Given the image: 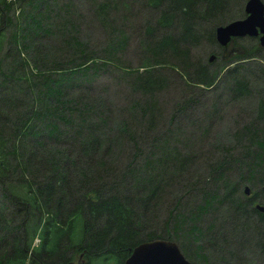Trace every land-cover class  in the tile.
Listing matches in <instances>:
<instances>
[{"label": "trees", "instance_id": "16d2710c", "mask_svg": "<svg viewBox=\"0 0 264 264\" xmlns=\"http://www.w3.org/2000/svg\"><path fill=\"white\" fill-rule=\"evenodd\" d=\"M229 1L143 0L155 22L146 25L140 41L142 64L129 70L123 60L128 0H89L106 31L98 54L75 35L74 0H0V264H124L135 246L156 238L174 241L192 264H205L208 247L231 254L228 236L215 230L222 205L233 224L254 216L263 230L264 214L226 179L239 168L241 180L256 181L264 195V133L254 122L239 131L237 154L233 146H221L224 157L210 170L215 186L199 188L187 208L178 209L177 202L162 228L154 227L157 203L178 185L191 159L178 147L180 126L154 133L157 98L169 86L164 71L176 73L197 94L217 88L215 70L193 63L190 48L201 38L214 46L212 30L201 24ZM262 55L254 51L249 58L255 63L243 70L253 79L260 73L255 79L264 86ZM112 70L117 83L139 96L128 106V120L116 124L93 84ZM251 78L233 69L224 80H231L227 88L234 97H242L251 92ZM196 103L184 100L176 111ZM256 109L261 121L264 96ZM149 132L151 144L143 153L139 141ZM128 150L121 177L118 163Z\"/></svg>", "mask_w": 264, "mask_h": 264}, {"label": "rangeland", "instance_id": "374dc122", "mask_svg": "<svg viewBox=\"0 0 264 264\" xmlns=\"http://www.w3.org/2000/svg\"><path fill=\"white\" fill-rule=\"evenodd\" d=\"M58 1L60 2V0ZM128 1L130 2V6L123 12L127 17L125 27L128 37L127 46L123 53V60L124 68L135 70L143 62L144 48L140 45V41L145 39L146 25L153 24L156 15L148 8L143 7V0ZM74 2L75 19L78 24V33L75 34L77 39L85 42L87 47L92 49V53H101L107 41L106 31L101 28L99 22L92 15L89 0H74ZM228 4V6L233 5L236 11L240 10L237 0H230ZM122 10L119 9V12L122 13ZM206 23L202 24L201 29L205 30L208 27L210 29L213 27L212 23ZM51 41H57V39L53 38ZM190 50L191 61L205 66L207 65L206 62L209 56L215 53L213 52L215 51V46L213 44L210 45L206 38H201V41L195 47L190 48ZM253 63L255 61H252L250 64L253 66ZM209 69H213L212 66ZM111 72L109 75H98L93 84L95 92H101L98 98L106 100L109 107L112 108L113 124H116L115 122L118 120L125 122L128 120V106L132 101L138 100L139 96L130 94L124 84L117 83L116 78L118 74L116 70H112ZM164 72L169 79V86L157 98L159 114L154 133L174 131L177 125L180 126V136L178 137L180 144L178 147L185 154L190 155L191 159L188 163V169L183 172L182 176L179 175L182 179L180 178L181 180L178 185L170 186L165 191L163 198L157 203L154 220V227L156 229L162 228L169 211L177 202H181L178 209L180 206L187 208L195 199H198L196 195L199 188L204 187L209 190L215 186L214 178L210 180V175L212 174L210 172L212 170L211 167L213 163L224 157L221 146H233L231 148L235 152L233 154L239 152L238 149L240 147L237 146V141L235 140L243 138L238 133L244 125L254 122L264 133V119L259 121L256 118L257 102L260 97L264 96L263 84L255 79L259 78L260 73L254 74L255 78L253 79L251 77L254 76H251L249 72H240L248 74L251 78L249 84L251 92L242 97H234L232 95L233 91L227 88L231 80H224L225 76H219L215 80L218 83L217 88H213L205 94H197L198 91L195 89L193 91L187 89L184 81L178 78L176 73L171 70ZM194 72L190 70L189 75H194ZM190 98H193L197 102L195 106L189 109L185 107L183 110L176 111L177 104ZM174 114H176V117L172 120ZM135 115L134 113L131 114V116L137 118L138 116ZM144 134L141 136L140 141L138 140L139 147L143 153L146 152L148 146L151 144L150 132ZM128 151L127 155L122 160L120 159L118 163V173L120 175L127 172L125 168L127 167L126 162L129 159L130 150ZM232 166L234 168V165ZM239 170L238 168L227 172V182L231 183L234 187L236 185L238 191L239 189L243 191L244 187H248L252 194L257 192L260 204L264 205V195L258 192L260 189L259 183L256 181L250 182L246 179L245 181L242 179V181ZM212 180L213 182L210 184ZM238 191L236 196H238ZM222 206V213L225 214L227 211V209L225 211V208L227 207ZM228 212L227 215H219V219L221 220L215 224V230H219L228 236L226 247L230 248L231 254L219 250L211 251L208 247L205 251L209 260L205 264H264V222L262 224L263 230H257L256 218L254 216L248 218L241 217L238 221L240 226H237V220L235 219L236 222L234 221L233 224L234 218L228 217ZM233 215L235 214H230V216ZM205 216L206 220L213 219L212 213ZM219 245L221 244L218 243ZM230 258L233 259L231 260Z\"/></svg>", "mask_w": 264, "mask_h": 264}, {"label": "flooded vegetation", "instance_id": "af4514ba", "mask_svg": "<svg viewBox=\"0 0 264 264\" xmlns=\"http://www.w3.org/2000/svg\"><path fill=\"white\" fill-rule=\"evenodd\" d=\"M249 0H240L239 1V11H236L233 5L217 7L215 11L214 17H207L203 21V23H209L213 25L212 30V40L214 41L215 52L213 55L214 58L207 59L206 64L210 67L212 66V71L215 70L217 77H223L227 74L228 70L238 69L239 74L248 76V74L240 73L243 72V67L247 64H250L253 59L249 58L254 51H260L264 54V46L261 45V37L263 36V31L260 27H255V32L252 33H242L230 36L228 38V42L224 45L219 44V41L216 37V29L221 26H225L231 22L238 20H245L250 13L247 11V2ZM264 6V0H261ZM237 9V8H236ZM205 12V9H203ZM264 12V10H263ZM264 15V13H263ZM210 21V22H209ZM202 23V24H203ZM206 23V24H207ZM201 24V25H202ZM201 41V39H200ZM256 47V48H254ZM263 56V55H262ZM243 57H247L242 59ZM238 58H241L240 60ZM263 58V57H262ZM242 186V185H241ZM264 186H262L263 189ZM240 190V189H239ZM264 190V189H263ZM243 198L246 199L252 208H254L257 212L263 213L256 208L257 204H260L258 200V194H252L251 190L249 194H245L244 189L242 191ZM261 205V204H260Z\"/></svg>", "mask_w": 264, "mask_h": 264}, {"label": "water", "instance_id": "95a60500", "mask_svg": "<svg viewBox=\"0 0 264 264\" xmlns=\"http://www.w3.org/2000/svg\"><path fill=\"white\" fill-rule=\"evenodd\" d=\"M264 6L261 0H249L247 11L250 15L245 20L231 22L216 29V37L219 44L224 45L228 38L242 33H254L258 26L263 31L261 45L264 46ZM211 55L210 58H214ZM264 189V187H263ZM250 189L244 187L245 194H249ZM256 208L264 212V205L257 204ZM124 264H192L180 251L178 245L165 239H153L144 241L133 248Z\"/></svg>", "mask_w": 264, "mask_h": 264}]
</instances>
